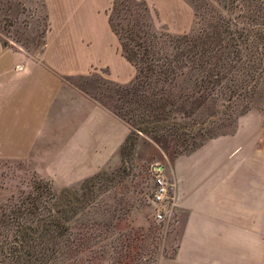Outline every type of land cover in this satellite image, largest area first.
<instances>
[{
	"label": "crops",
	"instance_id": "obj_1",
	"mask_svg": "<svg viewBox=\"0 0 264 264\" xmlns=\"http://www.w3.org/2000/svg\"><path fill=\"white\" fill-rule=\"evenodd\" d=\"M43 2L48 28L38 56L28 58L0 37V160L41 165V176L71 186L117 157L129 127L67 80L106 69L107 80L127 84L136 69L111 30L94 32L96 17L108 24L97 0ZM241 136L237 130L173 158V195L186 216L174 258L158 264L238 259L241 202L247 209L249 201H264V144L257 149Z\"/></svg>",
	"mask_w": 264,
	"mask_h": 264
},
{
	"label": "trees",
	"instance_id": "obj_2",
	"mask_svg": "<svg viewBox=\"0 0 264 264\" xmlns=\"http://www.w3.org/2000/svg\"><path fill=\"white\" fill-rule=\"evenodd\" d=\"M218 3L224 14L196 0L198 29L172 34L155 27L146 0L112 1L109 28L121 54L136 69L127 84L108 80L106 100L99 102L129 127L119 150L122 156L130 155L139 135L154 136L170 128L182 134L187 114L199 110L206 99H225L221 107L226 114L235 99L247 98L258 83L264 70V11L254 0ZM199 125L190 133H203L206 127ZM102 176L106 172L99 170L85 178L79 184L81 197L76 188L56 190L44 179L33 180L28 191L9 197L0 206L1 264H77L78 252H91L92 232L87 223L86 230L78 232L76 221L92 200L89 183Z\"/></svg>",
	"mask_w": 264,
	"mask_h": 264
},
{
	"label": "rangeland",
	"instance_id": "obj_3",
	"mask_svg": "<svg viewBox=\"0 0 264 264\" xmlns=\"http://www.w3.org/2000/svg\"><path fill=\"white\" fill-rule=\"evenodd\" d=\"M112 1L97 0V5L102 7L99 10L106 18ZM146 1L157 29L172 34L198 29L196 0ZM204 1L215 11L224 14L225 10L218 0ZM254 3L260 12L264 11V0H254ZM0 8L1 40L22 51L28 58L38 56L43 49L47 31L42 0H0ZM100 17L92 22L98 36L110 32L105 18L103 15ZM113 41L114 44V38ZM105 72L106 69H101L87 76L72 77L67 83L100 102L106 100L103 98L109 92L107 88L111 87ZM190 100L187 99V104ZM224 100L206 99L199 110L189 116L187 114L183 120L185 125L182 134L170 128L154 136L139 135L130 155L122 156L119 152L107 167L101 169L106 172V176L89 183L92 200L81 209L76 221L77 230L81 233L86 230L83 224H88L92 232L88 245L93 250L78 252L77 264H158L162 260L174 258L186 213L178 208L173 195V158L202 141L205 143L222 135H232L237 130L244 142L253 139L257 149L264 144V70L251 94L244 99H235L226 114L221 107ZM214 109L218 111L214 113ZM200 122L206 127L205 131L190 133V130L200 126ZM261 154L264 155L262 151ZM153 166L163 167L162 174L169 183L167 213L163 221L155 218L154 206L149 200L153 191ZM40 170L41 165L35 168L24 161L0 160V206L9 197L28 191L33 180H50L41 176ZM81 182L63 187L53 184L56 190L76 188L77 195L81 197ZM243 202L239 215L240 247L234 264H264V201H249V207L245 208L247 215L244 214ZM119 252L120 255H117Z\"/></svg>",
	"mask_w": 264,
	"mask_h": 264
},
{
	"label": "built area",
	"instance_id": "obj_4",
	"mask_svg": "<svg viewBox=\"0 0 264 264\" xmlns=\"http://www.w3.org/2000/svg\"><path fill=\"white\" fill-rule=\"evenodd\" d=\"M163 167L153 166L151 175L153 182V191L150 196V202L154 206V216L158 221H163L165 217L166 204L169 200V183L162 174Z\"/></svg>",
	"mask_w": 264,
	"mask_h": 264
}]
</instances>
